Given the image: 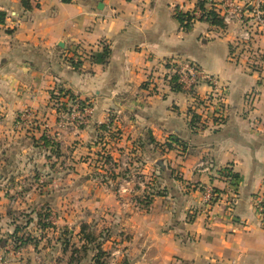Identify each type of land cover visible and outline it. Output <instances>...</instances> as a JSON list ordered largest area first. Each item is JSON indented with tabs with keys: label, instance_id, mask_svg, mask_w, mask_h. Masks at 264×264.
Listing matches in <instances>:
<instances>
[{
	"label": "crops",
	"instance_id": "0c3cea01",
	"mask_svg": "<svg viewBox=\"0 0 264 264\" xmlns=\"http://www.w3.org/2000/svg\"><path fill=\"white\" fill-rule=\"evenodd\" d=\"M23 1L0 0L6 14L0 23V264H59L62 258L57 262L50 253L67 251L60 241L57 248L38 239L13 247L14 210L20 206L4 189L22 182L24 175L15 176L20 169L42 172L45 158L55 157L48 158V151L40 155L27 128L60 115L50 106L51 94L60 89L88 98L90 124L108 119L118 134L105 136L97 162L93 152L82 157V145L94 135H80L81 148L71 155L75 162L68 174L73 170L80 178L81 189L91 186L92 210L130 205L111 190L116 181L106 175L104 154L118 168L120 158L134 157L128 170L137 177L126 180L123 190L133 181L145 192L151 175L162 190L145 209L132 203L122 244L104 246L111 254L105 264H264V218L251 204L252 195L264 189V0H240L249 15L243 24L195 20L188 29L175 15H198L199 0H26L27 6ZM246 24L247 40L239 37ZM103 46L109 48L106 63L94 61L91 53ZM78 59L79 66L70 62ZM185 61L226 89L222 117L204 130L189 126L190 95L171 88L167 64ZM208 91L204 82L195 87L200 97ZM67 98L62 94L61 100ZM59 148L60 164L65 156ZM226 168L237 175L236 189L224 179ZM91 171L95 177L84 175ZM207 188L217 192L210 205ZM87 257L80 264H93Z\"/></svg>",
	"mask_w": 264,
	"mask_h": 264
},
{
	"label": "rangeland",
	"instance_id": "374dc122",
	"mask_svg": "<svg viewBox=\"0 0 264 264\" xmlns=\"http://www.w3.org/2000/svg\"><path fill=\"white\" fill-rule=\"evenodd\" d=\"M167 65L171 66L169 63ZM62 94L64 92L58 90V92L51 94L53 97L50 99L51 108L56 109V112L60 114L58 117L52 118L53 121L49 124H29L27 128V131L31 132L29 142L33 144V147L38 149L40 146L42 149L40 155L44 157L45 153L47 156L46 151H48V158L53 155L55 157L50 160L45 158L48 167L42 172H33L31 169L25 171V168L23 170L20 169V172L15 176L24 175V178L21 179L22 182H19L20 179H18L19 185L17 187H12V189L4 188L10 194V197L18 202L17 206H20V208L14 210L17 215L14 216L16 221L12 223L15 225L12 229H19L16 231L18 234L15 235V241L13 238L11 239L10 244L17 249L23 244H33L34 239H38V241H41L40 245L44 243L45 246L49 245L58 248L56 244L60 241L62 249L63 244H67V251L63 254L58 251L50 253L52 259H56V261L62 258L63 261H60L59 264H70L71 262L76 264L71 259V251H74L73 249L78 250L74 254V259H80L83 256V259H85L89 256L92 261L96 252L91 250L90 247L101 245L103 252L100 259L101 263L105 264L106 261L111 260V254L108 253V250H103L105 244L107 241L112 243V245L122 244V234L124 232L121 229H123L126 216H129L130 212L134 211L132 203L135 204L136 201L135 206L139 205V208L143 209L148 206L145 205L146 199L149 198L147 193L152 184L155 183L156 178L152 175L150 176L145 189L146 193L142 191L143 188L138 190V184L133 181L130 189L123 190L122 184L126 180H133L137 177V174L132 175L131 170H128V164H131L134 157L130 156L127 158L125 156L120 158L123 164L119 163L118 168V162L108 159L105 161L106 155L104 154L101 162L108 163V169L112 171L105 169L107 170L106 175L111 178L110 180L116 181L112 183L111 190L116 198L121 200L120 202L127 200L130 205L122 206V208L116 207L117 209L113 208L112 210H108L110 207L107 209L103 208L98 211V214L92 210L93 205L90 200L91 186L86 184L81 189L80 183L78 184L80 178L74 175L73 170L68 174V171H71L72 167L74 168L72 162H75L71 155L75 148H81L79 146L80 139H83L84 136L81 137L80 135H94L91 142L82 145L84 147L82 157H88L87 151H90L94 153L92 161L97 162L99 159L98 154L104 151L101 147L105 136L109 135L107 137H110L118 134H115L117 131H112L110 128L111 123L108 119L99 124H90L87 110L91 105V101L88 98L80 99L74 95L71 98L68 94L64 95L68 97L64 101L61 100ZM90 145L94 147L93 150H90ZM60 146L63 151L62 156L64 155L65 157L60 159L61 163L59 164L57 154L60 155ZM84 175L88 176V178L91 175L96 176L92 171L90 173L85 172ZM100 180L103 179L100 178ZM81 228L84 229V233L89 235L90 238L86 239L79 233ZM40 234L41 239L38 238ZM56 235H58V239L55 238ZM84 245L90 251L85 252ZM34 252L38 253L39 251L34 250ZM115 257L117 258V255ZM83 263H85L84 260Z\"/></svg>",
	"mask_w": 264,
	"mask_h": 264
},
{
	"label": "built area",
	"instance_id": "2783aa9c",
	"mask_svg": "<svg viewBox=\"0 0 264 264\" xmlns=\"http://www.w3.org/2000/svg\"><path fill=\"white\" fill-rule=\"evenodd\" d=\"M208 8L214 9L222 18L225 26L236 25L242 23L249 16L248 9L245 3L240 0H205ZM257 20H260L261 13L257 10ZM201 13L199 12L198 15ZM251 36V26L246 24L241 28L239 37L249 39ZM168 73L171 77H176V82L190 95L191 99L194 96L198 102L196 112L200 116V124L198 128L204 130L208 127L207 123L215 125L222 117V107L224 103V95L226 89L219 79L213 75L205 73L198 64L193 61H185L183 63H171L168 68ZM204 82L209 86V91L204 97H200L195 92V87ZM216 121V122H215ZM231 172V171H230ZM224 179L232 189H236L234 179L231 174L224 175ZM231 189V196L228 199V206L234 203V192ZM125 190V189H124ZM204 199L207 204H212L217 199V192L214 189L207 188L204 192ZM251 204L260 217L264 218V189L254 193L251 197Z\"/></svg>",
	"mask_w": 264,
	"mask_h": 264
},
{
	"label": "trees",
	"instance_id": "16d2710c",
	"mask_svg": "<svg viewBox=\"0 0 264 264\" xmlns=\"http://www.w3.org/2000/svg\"><path fill=\"white\" fill-rule=\"evenodd\" d=\"M23 3H24V5L27 6L26 0H24ZM204 5H205V0H199L198 3H197V7L201 11L200 15H195L194 13H191V12H180V11H178L176 13V15H175L176 19L179 21L181 26L183 28H185V29L190 28L192 23L195 20H207L212 25H217V26H220V27H224L225 24L223 23V20L219 16V14L212 8H207L206 9V7ZM5 16H6L5 12L0 11V23L4 22ZM108 55H109V48L107 46H103L99 53H94V52L91 53V57H93L94 61L99 60L101 63H106ZM70 62L73 65H75V66H79V64H81V60L80 59H78L77 61H70ZM171 88L174 89V90H181L182 89L181 85L176 83V77L174 75L171 77ZM60 91H63L64 95H68V91H66V90L64 91L63 89H60ZM51 97H53V96L51 95ZM69 97L72 98V94H70ZM199 103L200 102H198L196 100V98L193 96L192 100L190 102V106L188 107L189 126L194 128V129L198 128V126L200 124V116L196 112V107L198 106ZM174 142L184 149V145H183V142L181 140L176 139V140H174ZM165 145L168 148L171 147V143H165ZM58 156H59V154H57V157ZM107 159L111 160V156L110 155H106L105 161H107ZM229 173L231 174V177L234 180H237V175L235 173H231L229 168L224 169V171H223L224 175H227ZM234 184L237 185V183L235 181H234ZM147 194L149 195V198L148 199L145 198L146 199L145 205H148L151 202L152 196L161 195L162 194V190L159 189L155 184H152V187H150L149 192ZM18 230L19 229L16 228L14 233H16V231H18ZM79 233H81L82 236L84 238H86V239L90 238L89 235L84 233V229L83 228L80 229ZM13 239L15 241V236H13ZM65 245L67 246V244H65ZM83 248L85 249V252L90 250V249L96 252L94 254L95 257H93V259H92L93 264H102L101 263V259H100V256H101V254L103 252L102 249H101V245L91 246L90 249L86 245H84ZM73 250L74 251H71V259H73L76 264H80V261L83 259L84 256L82 258H80V259H77V258L74 259V254H76V252L78 250L77 249H73ZM72 252H74V253H72ZM70 264H72V262Z\"/></svg>",
	"mask_w": 264,
	"mask_h": 264
}]
</instances>
